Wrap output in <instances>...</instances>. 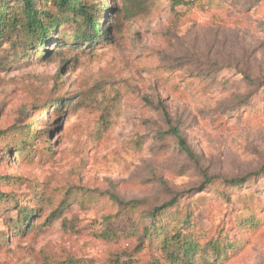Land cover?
Masks as SVG:
<instances>
[{"label":"rangeland","instance_id":"1","mask_svg":"<svg viewBox=\"0 0 264 264\" xmlns=\"http://www.w3.org/2000/svg\"><path fill=\"white\" fill-rule=\"evenodd\" d=\"M37 1L59 19L44 46L0 40V264L123 260L139 236L105 227L148 226L173 200L170 220L189 210L200 248L218 245L196 264H264V0H200L180 19L167 0H81L105 30L89 42L80 16Z\"/></svg>","mask_w":264,"mask_h":264},{"label":"trees","instance_id":"2","mask_svg":"<svg viewBox=\"0 0 264 264\" xmlns=\"http://www.w3.org/2000/svg\"><path fill=\"white\" fill-rule=\"evenodd\" d=\"M52 1L59 10L63 12L69 11L83 19V22L88 26L90 32L89 35H82L80 37L83 38L85 42L105 37V30L100 24L91 19L81 0ZM167 2L174 19H180L183 15L177 12V8L191 10L200 7V0H167ZM58 22L59 19L52 17L50 12L40 9L37 0H0V40H3L7 33L9 34L11 31L14 32L15 30H19L23 32L25 38L36 41L38 48L43 47L46 40L49 38V33L55 28ZM2 133L4 132H0V135ZM168 133L175 137L181 148L186 151V144L181 140L179 131L175 128H171ZM262 174H264V165L254 176ZM248 177L249 176L231 179L226 183L234 187L245 185ZM1 197L0 194V198ZM0 201L4 200L0 199ZM113 201L120 207L133 212L141 205L136 201L126 203L120 202L116 198H113ZM176 202V200H173L149 211L147 213L148 226L145 224H142V226L133 224L130 229L123 226L122 228L116 227L114 231L109 230V226H106L103 233H101V237L105 239V241L115 240L114 237L119 239L120 237L131 238L139 236L140 238V243L132 250L133 256L128 254L123 260L114 258L109 260L107 264H137L138 262L135 256L141 253L143 247L148 250L154 249L158 254L160 253L161 256V259L152 257L147 264H162V260L164 264H196V256L198 253L205 250L218 253V245L216 242H213V244L211 240H208L204 244L206 248L201 249L199 244L201 240L200 235L189 232L191 229L189 223L191 214L189 210H187V214L181 222L170 220L169 215H171V210ZM12 203L13 209L17 213V219L22 222L23 226H26L34 213L25 211L23 209L24 207L20 208L16 206L14 201ZM57 218L58 216L55 212L50 215V220H55ZM50 220H48V223L51 222ZM255 225H257V223ZM140 228H142L141 234L139 233ZM118 229L121 230L118 232ZM63 264L75 263L67 260Z\"/></svg>","mask_w":264,"mask_h":264}]
</instances>
